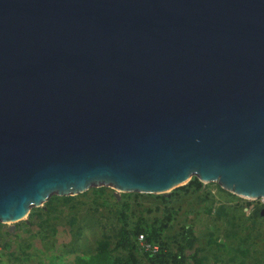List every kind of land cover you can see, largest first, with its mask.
Here are the masks:
<instances>
[{"label":"water","instance_id":"1","mask_svg":"<svg viewBox=\"0 0 264 264\" xmlns=\"http://www.w3.org/2000/svg\"><path fill=\"white\" fill-rule=\"evenodd\" d=\"M194 176L264 197V0H0V223Z\"/></svg>","mask_w":264,"mask_h":264},{"label":"rangeland","instance_id":"2","mask_svg":"<svg viewBox=\"0 0 264 264\" xmlns=\"http://www.w3.org/2000/svg\"><path fill=\"white\" fill-rule=\"evenodd\" d=\"M204 185L206 188L201 191L191 192L183 198H173L170 206L177 209V213L172 226L165 231L169 246L175 245L174 234L181 230L182 225L192 224L198 236L197 245L201 247L198 257L206 255L216 264H264V220H258L255 225L253 220L248 219L252 209L245 208V202L255 206L259 201L228 195L217 182ZM115 191L109 186L91 187L68 201L64 200V196L54 194L50 197V203L33 207L23 220L13 223L15 229L12 232L7 223H0V264H73L76 254L93 252L103 234V227L110 234L115 231L117 220L112 213ZM123 193L126 192H119L117 200H122ZM156 195L141 193L140 200L131 196L133 214L130 225L136 224L140 216H144L149 224L162 218L165 203ZM223 203L227 204L234 218H239L249 227L238 229L243 235L251 233L242 240L241 247L236 243L238 240L225 235V228L232 230L236 223L225 224L223 218L226 216L219 217L217 209ZM211 232L212 244H208L210 248H207L208 233ZM140 240L139 237L143 249ZM191 252L187 251L188 254Z\"/></svg>","mask_w":264,"mask_h":264},{"label":"trees","instance_id":"3","mask_svg":"<svg viewBox=\"0 0 264 264\" xmlns=\"http://www.w3.org/2000/svg\"><path fill=\"white\" fill-rule=\"evenodd\" d=\"M205 188L206 185L194 176L187 184L175 188L169 196L164 194L156 195L165 203L164 213L162 218L155 219L151 224H149L144 216H140L136 224L130 225V218L133 214L131 212L130 198L134 195L137 200H140L141 193H123L121 196L122 200H117L118 198L114 196L112 213H114L117 220V223L114 225L115 231H113V234H110L103 227V234L97 240L95 250L91 253L81 252L76 254L73 264H216L217 262H211V257L207 258L206 255H202V258L198 257V251L201 247L197 245L198 236L195 234L192 224L182 225L181 230L174 234L175 245L173 247L169 246L165 240V231L168 227L172 226V220L177 213V209L170 206L173 198H183L186 194L198 192ZM220 188L228 195H233V193L223 189L221 186ZM72 197L64 196V200L68 201ZM206 198H208L207 194ZM50 200L47 202L50 203ZM251 204L248 202L247 207H250ZM209 209L211 210V208ZM217 213H220L219 217L221 218L222 216H226L223 218L225 224L236 223L232 230L225 228V235L235 238L236 241L238 240L236 243L241 247L242 240L249 237L251 233L247 232L246 235H243L238 229L249 227L239 218H234L231 211L228 210L226 203L218 207ZM248 219L253 220L255 225L259 222L258 220H264V216L261 215V206L255 205L250 211ZM140 235H143L147 243H151L152 245L158 243V250L147 248L143 244L142 249L139 244ZM208 235L207 245L212 244L210 238L212 232L208 233ZM240 247L238 246L237 249ZM207 248H210V246L208 245ZM188 250H192V252L188 254ZM189 259L193 261L190 262Z\"/></svg>","mask_w":264,"mask_h":264},{"label":"built area","instance_id":"4","mask_svg":"<svg viewBox=\"0 0 264 264\" xmlns=\"http://www.w3.org/2000/svg\"><path fill=\"white\" fill-rule=\"evenodd\" d=\"M240 197V196H239ZM241 198H244V199H249L250 201H253L254 199L258 200L259 201V206L263 207L264 206V197H260V198H250V197H241ZM246 200V201H247ZM247 204H248V201L245 202V208L246 210L249 209V208H253L254 207V204L252 203L250 205V207H247ZM140 238H141V241H142V244L147 247V248H153L154 250H158V246L157 245H152L151 243H147L144 238H143V235H140Z\"/></svg>","mask_w":264,"mask_h":264},{"label":"flooded vegetation","instance_id":"5","mask_svg":"<svg viewBox=\"0 0 264 264\" xmlns=\"http://www.w3.org/2000/svg\"><path fill=\"white\" fill-rule=\"evenodd\" d=\"M264 208V206L263 207H261V210ZM264 216V215H263Z\"/></svg>","mask_w":264,"mask_h":264}]
</instances>
